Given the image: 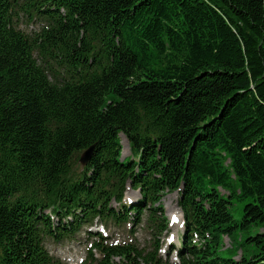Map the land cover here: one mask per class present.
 Segmentation results:
<instances>
[{
  "label": "trees",
  "instance_id": "trees-1",
  "mask_svg": "<svg viewBox=\"0 0 264 264\" xmlns=\"http://www.w3.org/2000/svg\"><path fill=\"white\" fill-rule=\"evenodd\" d=\"M172 191L166 257L86 230L82 264H264V0H0V264H67L45 241L95 220L160 235Z\"/></svg>",
  "mask_w": 264,
  "mask_h": 264
},
{
  "label": "rangeland",
  "instance_id": "rangeland-1",
  "mask_svg": "<svg viewBox=\"0 0 264 264\" xmlns=\"http://www.w3.org/2000/svg\"><path fill=\"white\" fill-rule=\"evenodd\" d=\"M21 21V22H20ZM20 22V24H19ZM19 27L29 31L33 28L39 26V22H28L26 18L19 19L18 21ZM130 154V149L128 146V142L125 137L121 134V156L124 157ZM80 165V163H79ZM81 166V165H80ZM139 197L138 192L131 189H128L125 192V200L127 198L133 200V202ZM177 196L175 192H166L161 198L162 211L166 215V217L170 218V216L174 213L177 216H180V211L177 206ZM116 206V204H114ZM243 203L235 201L234 205L231 207L232 215L235 219L239 220L241 218ZM160 213V212H158ZM179 223L175 225H170V229L166 232L164 231L160 235L153 236L150 229H148L145 220L143 223L138 225L128 224L127 226H115L113 224H109L108 226H104L101 223L96 222L91 228H83L79 232V234L72 240H66L63 242H54L52 239H47L45 241V246L50 254L58 256L60 259L64 260L68 264H77L79 260L84 259L88 254V248L90 246V242L92 237L88 236L86 230L92 232L101 233L105 237V243L114 244V243H124L129 242L133 243L139 248H150L153 241L158 240V242L162 243L159 251L161 255L166 256V252H168L169 245L178 246L180 232L182 231L179 228ZM169 228V225H168ZM93 234V233H92ZM173 235L172 241H169V236ZM94 236V235H91ZM154 237V238H153ZM231 246L230 239L226 236L223 237L221 253L224 255H228L223 251V248H229ZM173 254V253H172ZM96 256L97 253H95ZM237 258V256H236ZM171 259H174L171 256Z\"/></svg>",
  "mask_w": 264,
  "mask_h": 264
},
{
  "label": "water",
  "instance_id": "water-1",
  "mask_svg": "<svg viewBox=\"0 0 264 264\" xmlns=\"http://www.w3.org/2000/svg\"><path fill=\"white\" fill-rule=\"evenodd\" d=\"M92 148L93 146H90L88 149H86L80 156L79 158V162L82 164V165H85L90 157V154L92 152Z\"/></svg>",
  "mask_w": 264,
  "mask_h": 264
}]
</instances>
